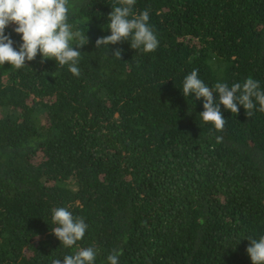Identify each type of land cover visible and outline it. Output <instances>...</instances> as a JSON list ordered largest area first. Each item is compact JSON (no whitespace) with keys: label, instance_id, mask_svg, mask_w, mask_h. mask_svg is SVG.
<instances>
[{"label":"trees","instance_id":"1","mask_svg":"<svg viewBox=\"0 0 264 264\" xmlns=\"http://www.w3.org/2000/svg\"><path fill=\"white\" fill-rule=\"evenodd\" d=\"M115 3L69 0L67 22L84 37L70 46L85 44L79 77L39 53L0 65V264H52L88 247L94 264L113 249L119 264H252L264 112L221 105L216 131L182 85L198 69L210 88L251 77L264 91V0H136L158 39L149 53L125 40L96 48ZM15 27L5 34L19 50ZM58 207L88 225L71 248L51 232Z\"/></svg>","mask_w":264,"mask_h":264},{"label":"clouds","instance_id":"2","mask_svg":"<svg viewBox=\"0 0 264 264\" xmlns=\"http://www.w3.org/2000/svg\"><path fill=\"white\" fill-rule=\"evenodd\" d=\"M136 0H116L108 15L110 35L97 38L96 48L115 45L122 40L130 41L134 50L141 49L145 53L153 52L158 47V39L149 25L147 10L134 14L133 6ZM69 0H0V65L8 62L19 69L25 66V61H32L37 54L44 59H54L60 66L67 65L68 70L79 77L78 67L81 52L80 47H71L70 41L84 38L79 31H72L68 21ZM15 24L14 31L21 36L22 44L19 50L13 47L10 35L5 34V28ZM88 42V39L86 37ZM113 56L121 59V50L117 49ZM198 69H193L183 80L182 94L196 100L203 98L202 120L214 125L216 131H222L226 120L220 106L239 112L242 105L246 115L251 118L254 110L264 112V91L260 89L259 81L248 77L243 84L216 83L212 88L207 86L198 76ZM213 93L217 96L214 99ZM257 105L259 107H257ZM217 136V142L222 141ZM52 222L56 225L51 232L66 247L71 248L83 239L88 225L83 217H74L65 207L52 209ZM250 246L246 249L252 264H264V235L258 239L249 238ZM121 253L116 249L107 256L108 264H119ZM96 251L92 247L81 248L72 255L54 259L52 264H94Z\"/></svg>","mask_w":264,"mask_h":264}]
</instances>
